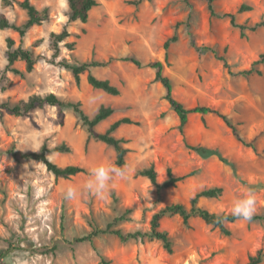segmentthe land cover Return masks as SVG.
<instances>
[{
    "label": "rangeland",
    "instance_id": "1",
    "mask_svg": "<svg viewBox=\"0 0 264 264\" xmlns=\"http://www.w3.org/2000/svg\"><path fill=\"white\" fill-rule=\"evenodd\" d=\"M18 1L0 0V14L21 24L26 13ZM132 1L98 0L85 23L67 24L70 35L63 43L74 42L73 49L62 46L57 57L102 61L104 65L91 72L116 86L115 96L91 87L86 73L77 83L69 71L51 63V34L66 23V0L34 1L37 8L48 9L49 19L31 27L22 39L11 29H0V70L8 37L15 45L21 40L37 58L23 77L7 73L10 84L0 83V103L52 93L80 102L89 116L101 106L112 108L98 131L123 116L139 122L115 131L127 149L119 171L111 146L94 139L85 143L86 128L71 109H64L60 118L57 106L44 105L18 116L0 108V264H246L260 247L264 252V221L236 220L227 224L230 234L225 235L198 216L191 217L188 226L178 215L161 220L171 251L146 236L121 241L103 234L92 242L66 241L90 232V221L104 227L119 216L125 219L116 226L123 231L146 232L160 207L176 202L188 206L197 192L211 187H221V195L198 201L210 212L264 213V63L255 65L258 74L241 73L264 52V0H217L215 16L204 0H151L139 6ZM241 6L247 9L237 12ZM225 12L236 13L239 23L261 25L243 33L220 17ZM174 33L178 40L165 50V41ZM155 60L163 62L175 99L186 108L218 109L243 139H256V152L241 145L222 119L210 113H191L180 128L164 87L146 66ZM16 66L25 68L22 61ZM61 143L70 151L51 152L49 158L60 166H83L86 173L56 178L42 162L19 155ZM187 145L211 153L203 156ZM151 165L159 180L166 177L167 167L175 175L192 173L157 192L138 174Z\"/></svg>",
    "mask_w": 264,
    "mask_h": 264
},
{
    "label": "trees",
    "instance_id": "2",
    "mask_svg": "<svg viewBox=\"0 0 264 264\" xmlns=\"http://www.w3.org/2000/svg\"><path fill=\"white\" fill-rule=\"evenodd\" d=\"M34 1L37 0H20L18 1V5L22 8L26 13V19L23 23L17 24L13 21H10L3 14H0V29H11L17 32L20 39H22L26 32L35 25H40L43 22L49 19V11L47 8L39 9L36 7ZM144 1L151 0H133L131 3L135 6H139ZM207 2V7L211 15L215 16L216 12L214 11L213 4L217 0H204ZM68 5L67 11V20L64 24L63 28L57 32L51 34L50 45L53 51L50 61L53 64L58 65L61 68L69 71L75 81L78 83L80 81V77L82 74L86 73L87 83L96 89H100L107 94L110 95H118L119 89L112 85L107 79H100L92 74L91 68L98 67L104 65L102 61L98 60H89L85 62L79 61H69L68 59L62 58L57 60L59 56L60 50L62 46L67 47L72 50L74 42H64L63 41L69 37L70 33L67 28V24L72 22H82L85 23L88 20L89 12L95 6L98 5V0H66ZM245 6H241L237 12L243 11ZM220 17L227 18L231 24V26L238 28L240 31L244 33V31H255L260 25V22H256L254 24L248 25L247 23H239L237 21L236 13L233 12H225L220 14ZM178 40V36L174 33L170 36L164 43L165 50H168L170 44L176 42ZM63 43V44H62ZM5 59L6 63L4 67L0 70V83L4 80L10 84V81L7 79V73L12 75L23 77L25 73H29L34 69L35 64L37 63V58L34 56L31 49L24 47L21 43L15 45V41L8 37L6 39V50H5ZM223 59V58H221ZM136 66H141V63L135 58H128ZM17 61L24 62V70H21L16 66ZM264 63V52L261 53L256 61L253 62L252 66L249 69L243 70L241 73L245 75L260 73L258 68L255 67L257 64ZM146 66L152 68L154 70V81H158L164 87L165 90V100L169 103L172 110L176 113L179 119L180 128L184 127L188 121V117L191 113H200L213 114L225 123V125L231 130L235 139L243 146L250 147L254 152H256L255 138L250 141L243 139L234 124L230 122V120L222 114L218 109L210 107V106H195L192 108H186L180 101L175 99L172 95V85L169 78L163 73V62L159 60L151 61L146 64ZM44 105L57 106L59 109V117H63L64 109H71L76 116L77 120L86 128V140L87 144L90 139L97 140L102 142L108 146H111L116 154L115 165L118 170L121 171L126 164V154L127 149L123 146L124 139L119 138L115 135V131L122 124H137L139 122L131 119L128 116L120 117L114 120L112 123L104 131H98L96 129L97 125L108 118L112 113L113 109L106 106H101L98 111L93 115L89 116L81 107V103L71 100H65L57 97L55 94H48L45 96H31L26 101L20 102H11L9 100L3 101L0 103V108L5 111L13 114V115H22L27 113L35 108L43 107ZM188 148L195 150L200 155L206 156L211 152L204 147L200 146H190L187 145ZM70 148L64 143L55 145L52 148H47L45 144H43L37 151L20 153L19 155L26 159H33L36 161H40L44 164L47 171L52 173L56 178H69L79 173H86V168L79 165H66L60 166L54 163L48 156L51 152H69ZM13 155H17L16 150H12ZM166 177L163 180H159L157 171L154 166L151 165L147 168H144L138 172L139 175L148 179V181L156 188L157 192H160L163 189L171 188L176 186L179 181H182L185 177L189 176L192 172L184 174V175H175L170 167H167L165 170ZM222 193L221 187H211L202 189L197 192L190 200L188 206L176 202L166 204L160 207L157 211H155L150 219L149 229L146 232L137 231H123L121 228L117 227V223L119 221L124 220L123 216H119L118 218H113L111 222H107L104 227L98 226L93 221L89 222L91 226V231L85 233L81 236L74 237L72 240L66 238L67 242L81 243L84 241L92 242L93 238L98 237L103 234H111L118 237L121 241H128L130 239L148 237L151 239L159 240L163 247L167 251H171V241L168 233L165 230L160 228L161 220L170 215H178L183 225L188 226L189 220L193 216H198L200 219L204 221L205 224L216 227L225 235H229L230 231L227 227L228 223L234 222L236 220L244 219L247 221H264V213L263 214H254L249 211L237 210L233 212H222V213H214L210 212L207 209H204L198 205V201L201 197H216L220 196ZM64 218V214H62ZM264 259V252L262 247H260L254 255L249 256L246 264H260ZM103 264H110L109 261H103Z\"/></svg>",
    "mask_w": 264,
    "mask_h": 264
}]
</instances>
